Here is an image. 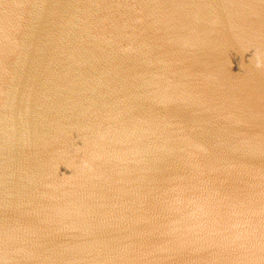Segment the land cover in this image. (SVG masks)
<instances>
[{"label":"water","instance_id":"water-1","mask_svg":"<svg viewBox=\"0 0 264 264\" xmlns=\"http://www.w3.org/2000/svg\"><path fill=\"white\" fill-rule=\"evenodd\" d=\"M0 264H264V0H0Z\"/></svg>","mask_w":264,"mask_h":264}]
</instances>
